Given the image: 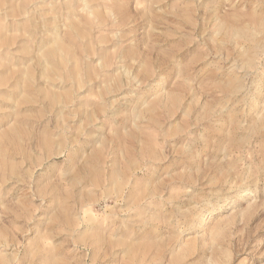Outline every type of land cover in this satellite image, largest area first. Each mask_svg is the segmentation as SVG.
Wrapping results in <instances>:
<instances>
[{"label": "rangeland", "instance_id": "obj_1", "mask_svg": "<svg viewBox=\"0 0 264 264\" xmlns=\"http://www.w3.org/2000/svg\"><path fill=\"white\" fill-rule=\"evenodd\" d=\"M0 264H264V0H0Z\"/></svg>", "mask_w": 264, "mask_h": 264}, {"label": "bare ground", "instance_id": "obj_2", "mask_svg": "<svg viewBox=\"0 0 264 264\" xmlns=\"http://www.w3.org/2000/svg\"><path fill=\"white\" fill-rule=\"evenodd\" d=\"M261 21V20H260ZM261 110V109H260ZM257 114V113H256Z\"/></svg>", "mask_w": 264, "mask_h": 264}]
</instances>
